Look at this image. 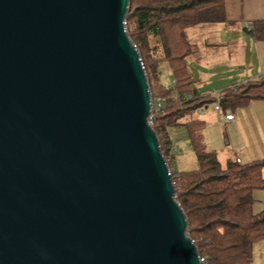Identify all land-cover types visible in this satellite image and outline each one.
I'll use <instances>...</instances> for the list:
<instances>
[{
    "label": "water",
    "instance_id": "95a60500",
    "mask_svg": "<svg viewBox=\"0 0 264 264\" xmlns=\"http://www.w3.org/2000/svg\"><path fill=\"white\" fill-rule=\"evenodd\" d=\"M129 5L0 0V264H200Z\"/></svg>",
    "mask_w": 264,
    "mask_h": 264
},
{
    "label": "trees",
    "instance_id": "16d2710c",
    "mask_svg": "<svg viewBox=\"0 0 264 264\" xmlns=\"http://www.w3.org/2000/svg\"><path fill=\"white\" fill-rule=\"evenodd\" d=\"M223 0H130L126 29L136 45L146 72L152 100L161 103L152 115L161 152L169 166L168 129L184 126L198 167L172 172L176 199L187 220V234L203 264H251L253 244L264 239V210L252 212L254 189L264 188V161L239 163L231 156L222 162L217 151L206 149L204 122L195 112L210 96H197L185 59L192 52L186 31L190 26L224 21ZM251 31L264 39V21H253ZM171 70L173 91L161 78L160 63ZM191 95V98H188ZM264 98V77L222 91V110ZM187 117V119H185Z\"/></svg>",
    "mask_w": 264,
    "mask_h": 264
},
{
    "label": "crops",
    "instance_id": "0c3cea01",
    "mask_svg": "<svg viewBox=\"0 0 264 264\" xmlns=\"http://www.w3.org/2000/svg\"><path fill=\"white\" fill-rule=\"evenodd\" d=\"M223 7L224 21L193 25L186 31L192 52L185 62L197 96L220 94L227 88L264 77V39H258L250 27L253 21H264V0H223ZM165 72L161 78L167 84L166 75L169 77L170 73V81L173 78L169 68ZM212 103L205 104L194 115L204 122L202 139L206 149L217 151L222 162L228 156L239 163L264 161V98H252L228 108L234 116L231 122H221L227 109L218 113ZM167 137L170 145L176 147H169L170 170L193 169L195 159L186 128L172 127ZM184 155L189 157L188 164L183 163ZM261 176L264 179V164ZM252 196V212L264 210V188L254 189ZM251 264H264V239L253 244Z\"/></svg>",
    "mask_w": 264,
    "mask_h": 264
},
{
    "label": "built area",
    "instance_id": "2783aa9c",
    "mask_svg": "<svg viewBox=\"0 0 264 264\" xmlns=\"http://www.w3.org/2000/svg\"><path fill=\"white\" fill-rule=\"evenodd\" d=\"M173 85H174V80L171 81L169 87L173 89ZM220 96H221V93L220 94L219 93H212L210 95V97L214 98V101L212 103L213 108L218 113H220L221 110H222L221 109V105L219 103ZM171 97L174 100H178V95H177V93H176V91L174 89H173V91L171 93ZM188 98H191V95H188ZM160 107H161V103L160 102H156V101L152 100V98H151V111H150V115H149V119H148L149 124L151 126H152V120H151L152 115H153L154 112L158 111ZM200 109H202V107L201 108H198L197 110H200ZM233 118H234L233 113L231 112L230 109H227L226 112L224 113L223 118H221L220 121L221 122H231V121H233ZM185 119H187V117H185ZM175 149H176V147L171 144L170 145V150H175ZM236 161L239 162L238 159H236ZM169 171L171 172L170 168H169ZM199 259H200V264H203L204 263V259L203 258H200V257H199Z\"/></svg>",
    "mask_w": 264,
    "mask_h": 264
},
{
    "label": "rangeland",
    "instance_id": "374dc122",
    "mask_svg": "<svg viewBox=\"0 0 264 264\" xmlns=\"http://www.w3.org/2000/svg\"><path fill=\"white\" fill-rule=\"evenodd\" d=\"M159 68H160V70L162 71V72H161L162 74H164V73L166 74L165 69H168V66H167L166 63H164V62H163V63H160ZM168 76L170 77V73L168 74ZM169 77H167V75H166V77L164 78V80H165L166 82H168V83H167L168 86H169L170 83H171ZM168 79H169V80H168ZM191 155H192V157H194L193 159H195V161H194V166H192L193 169H187V170H194V169H196V168L198 167V164H197V158H196L195 153H194L193 151H192ZM186 161H187V162H186ZM189 162H190V161H189V157H187V155H184V156H183V163H184V164H188ZM187 167H191V165H190V166H187Z\"/></svg>",
    "mask_w": 264,
    "mask_h": 264
}]
</instances>
